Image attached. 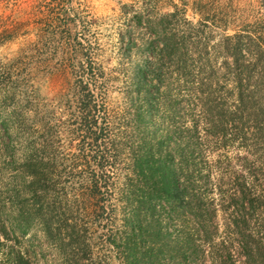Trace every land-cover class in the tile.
Here are the masks:
<instances>
[{
	"label": "trees",
	"instance_id": "obj_1",
	"mask_svg": "<svg viewBox=\"0 0 264 264\" xmlns=\"http://www.w3.org/2000/svg\"><path fill=\"white\" fill-rule=\"evenodd\" d=\"M173 8L152 19L147 8L135 11L118 33L121 55L138 61L129 99L134 138L125 146L116 193L120 224L109 231L108 244L122 264H264V157L250 154L251 141L264 135V122L256 120L264 117V49L251 32L225 34L221 64L203 69L196 58L206 45L191 23L183 30L169 25L180 16ZM87 76L80 82L79 121L98 145L92 71ZM103 159L94 157L99 170ZM15 183L14 210L0 236H24L32 222L45 238L59 234L46 209L44 164L26 154ZM2 262L29 263L12 249Z\"/></svg>",
	"mask_w": 264,
	"mask_h": 264
},
{
	"label": "rangeland",
	"instance_id": "obj_2",
	"mask_svg": "<svg viewBox=\"0 0 264 264\" xmlns=\"http://www.w3.org/2000/svg\"><path fill=\"white\" fill-rule=\"evenodd\" d=\"M260 1L0 0V224L14 210L10 195L28 154L46 168V209L61 227L52 238L36 222L24 236H0V264L10 249L28 264H122L108 233L120 224L116 193L126 171L125 146L134 138L129 99L138 57L121 55L119 31L135 11L147 8L152 19L176 6L180 16L169 25L183 30L191 23L199 31L207 52L196 61L207 69L221 64L225 34L251 32L264 49ZM90 71L98 145L79 121L80 82ZM256 120L261 124L264 117ZM250 145V154L264 157V135ZM99 155L102 171L93 162ZM112 184L115 190L104 189Z\"/></svg>",
	"mask_w": 264,
	"mask_h": 264
}]
</instances>
